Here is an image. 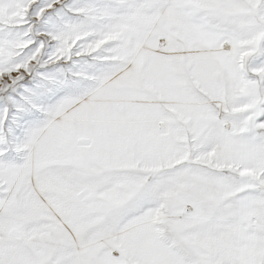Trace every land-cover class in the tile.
Segmentation results:
<instances>
[{
  "label": "snow or ice",
  "instance_id": "obj_1",
  "mask_svg": "<svg viewBox=\"0 0 264 264\" xmlns=\"http://www.w3.org/2000/svg\"><path fill=\"white\" fill-rule=\"evenodd\" d=\"M0 264H264V0H0Z\"/></svg>",
  "mask_w": 264,
  "mask_h": 264
}]
</instances>
